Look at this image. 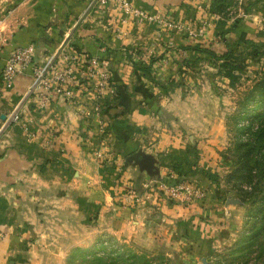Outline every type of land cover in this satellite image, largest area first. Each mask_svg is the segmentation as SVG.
Here are the masks:
<instances>
[{"label": "crops", "instance_id": "0c3cea01", "mask_svg": "<svg viewBox=\"0 0 264 264\" xmlns=\"http://www.w3.org/2000/svg\"><path fill=\"white\" fill-rule=\"evenodd\" d=\"M85 2L0 0V68L12 46L30 43L39 63L52 54L72 50L96 54L110 73L96 109V101L80 90L69 100L50 92L48 100L40 104L38 93L28 89L29 72L17 74L9 88L0 82V264H66V249L72 243L66 247L65 242L71 239L38 231L44 223L33 211L38 208L40 189L54 192L53 187L64 203L85 209L90 204L87 187H100V199L91 202L95 210L107 208L115 213L116 207L123 216L121 223L136 226L138 221L132 217L136 208L124 214L114 203L116 187L112 190L102 183L105 177L113 180L117 175V180L131 185L138 196L135 202L142 203L141 192L152 191L144 187L146 183L152 182L161 192L159 183L181 173L182 164L188 167L191 150H186L181 128L187 131V139L196 137L192 130L197 127L198 107L188 102L196 90L181 93L177 83L181 60L192 56L182 46L198 42L219 50L224 42L252 36L253 26L247 19L242 20L244 25H228L220 39L211 16L202 14L200 20L199 13L185 9L184 0L130 2L167 14L185 27L201 26L194 38L186 34V28L177 32L125 16L115 4H109L104 13L94 9L84 13ZM179 49L184 51L182 55L177 53ZM193 61L190 65L197 64ZM194 77L191 83L197 84ZM49 87L41 85L39 90L46 92ZM81 108L96 112L101 123L96 124L94 114L85 115ZM13 109L21 117L12 124L7 116ZM205 121L208 119L199 122ZM24 126L32 136H27ZM72 190L78 193L73 199ZM118 193L123 194V189L118 187ZM96 236L94 233L89 243ZM121 236L130 239L129 234ZM54 240L64 242V247Z\"/></svg>", "mask_w": 264, "mask_h": 264}, {"label": "rangeland", "instance_id": "374dc122", "mask_svg": "<svg viewBox=\"0 0 264 264\" xmlns=\"http://www.w3.org/2000/svg\"><path fill=\"white\" fill-rule=\"evenodd\" d=\"M211 1L184 0V5L193 14L199 13L200 20L202 14L204 18L211 16L214 27L218 26L213 30L220 39L228 25H244L242 20H251L253 30L251 37L224 42L219 50L198 43L218 54L230 50L233 78L226 77L216 63L205 57L197 58L196 54L193 60L197 64L180 68L177 73L181 93L196 90L188 102L198 107L197 127L192 130L196 137L190 139L181 128L191 159L187 158L188 167L182 164L181 173L168 177V181H188L199 194L180 202L161 190L158 192L148 182L144 187L152 191L141 192L143 202L136 203L138 196L135 192L130 194L133 188L127 181L117 180V175L113 180L105 177L103 186L124 191L120 195L114 193V203L119 209L126 214L136 208L132 216L138 221L135 226L126 221L121 223L123 216L116 207L115 213L107 208L95 210L91 202L100 199V187H87L90 204L85 209L64 203L53 187L50 189L54 192L40 189L38 208L33 211L44 223L37 227L38 231L54 238L71 239L65 242V246L72 243L66 246V264H264L259 248L264 242V232L252 233L259 225L257 198L264 190L263 180L253 187L242 185L244 190L252 191L242 201L234 192L239 186L236 178L229 176L237 162L235 154L241 156L248 136L253 140L264 122V0H216L213 5ZM192 77L198 80L197 84L191 83ZM205 118L208 121L201 124ZM75 194L77 191L72 190V199ZM121 196H129L130 200H122ZM94 233L98 236L89 243ZM121 234H129L130 239L124 240Z\"/></svg>", "mask_w": 264, "mask_h": 264}, {"label": "built area", "instance_id": "2783aa9c", "mask_svg": "<svg viewBox=\"0 0 264 264\" xmlns=\"http://www.w3.org/2000/svg\"><path fill=\"white\" fill-rule=\"evenodd\" d=\"M109 4H115L125 16L136 18L140 22H151L177 32H181L186 28V34L191 38L197 36L202 30L201 26L194 29L185 27L182 22L167 14L150 12L132 4L130 0H86L83 12L94 9L97 12L104 13ZM177 53L182 55L184 51L179 49ZM24 72H29L31 81L28 89L38 93L40 104H44L48 100L50 92L69 100L73 98L77 90H80V94L96 101L95 109L104 94L110 77L104 60L96 54L65 50L60 52L58 56L52 54L39 63L34 58V48L30 43L11 47L0 68V82L9 88L12 85L13 78ZM45 84H49V90L46 92L40 91V86ZM80 111L84 114L87 113L88 116L94 114L93 118L96 124L101 123V118L95 114L96 112L88 113L84 108H81ZM20 117V112L13 109L8 114L7 119L10 122H17ZM23 128L27 135H33V132L29 131L27 127L24 126ZM158 187L163 194L180 202H186L191 196L199 194L185 180L159 183ZM131 193L133 194V191Z\"/></svg>", "mask_w": 264, "mask_h": 264}, {"label": "trees", "instance_id": "16d2710c", "mask_svg": "<svg viewBox=\"0 0 264 264\" xmlns=\"http://www.w3.org/2000/svg\"><path fill=\"white\" fill-rule=\"evenodd\" d=\"M215 1L216 0H212L211 5H213ZM234 25L235 24H232L231 27L233 28ZM182 47L185 50L192 52V56H185V58L181 60L182 68H187V65H190L194 59V55L196 54L197 58L205 57L209 62L216 63L220 71L223 72L226 77H234L232 72L234 64L230 59L232 58L230 50H225L224 52L218 54L211 48L198 44V42L186 43ZM160 87L164 90L163 85ZM249 137L250 136H248V140H246L243 144L245 146V150L241 156H239L240 154H235L237 162L229 173L230 177L236 178V185L239 184V186H237L238 188H236L234 192L239 195L240 200L242 201L247 199V197H249V193L252 192L244 190L242 185L247 184V187H253L258 184L259 180H263L261 185L264 188V122L262 127L256 133L254 139L251 140V137ZM252 142H256V144L254 145ZM253 199L254 198H251L250 201H253ZM257 201L259 204L258 211H260L261 214L257 217L259 225L255 228V230H252V233H258L260 230V232H264V190L259 194ZM256 216L257 214L255 215V218ZM259 248L262 249V254L264 255V242L260 243Z\"/></svg>", "mask_w": 264, "mask_h": 264}]
</instances>
